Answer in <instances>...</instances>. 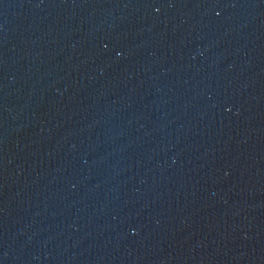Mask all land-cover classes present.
I'll return each instance as SVG.
<instances>
[{
	"label": "water",
	"instance_id": "water-1",
	"mask_svg": "<svg viewBox=\"0 0 264 264\" xmlns=\"http://www.w3.org/2000/svg\"><path fill=\"white\" fill-rule=\"evenodd\" d=\"M0 264H264V0H0Z\"/></svg>",
	"mask_w": 264,
	"mask_h": 264
}]
</instances>
